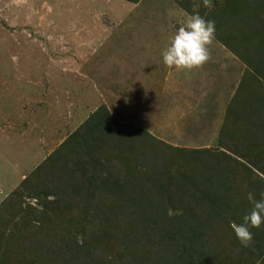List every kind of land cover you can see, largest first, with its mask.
I'll use <instances>...</instances> for the list:
<instances>
[{"label": "rangeland", "instance_id": "rangeland-1", "mask_svg": "<svg viewBox=\"0 0 264 264\" xmlns=\"http://www.w3.org/2000/svg\"><path fill=\"white\" fill-rule=\"evenodd\" d=\"M185 3L188 2L0 0V231L6 227L2 237L8 233L15 234L11 238L16 242L19 240V254H26L28 248H33L32 255L25 256L31 260L29 264H62L60 226L62 230L65 226L72 229L80 227L81 240L90 242V251L92 246H99L94 251L103 258H110L112 261L109 264H172L173 258L161 260L153 254L156 250L165 251L170 242L168 238L159 237L160 231L161 234L169 233L172 243L180 249L190 247L186 252L197 260L195 264H264V225L251 229L253 239L247 247L240 245L230 227L232 221L240 223L251 210L246 193L252 191L259 199L264 192V171L256 170L260 159L257 157L264 159L263 155L258 156L257 149L264 146L255 144L254 156L244 147L242 151L247 155L239 147L232 146L238 153L229 148L236 131L225 133L227 118L217 116L216 109L231 88L227 85L231 78L246 68L238 56L215 40L208 59L212 67L208 85L196 87L199 85L195 80L192 86L188 85L190 94L182 98L189 102L192 110L181 112L184 116L175 123V134L172 132L176 109L171 106L176 90L172 83L163 81L165 76H169L167 71L170 67L163 63L161 53L189 16L181 6ZM230 28L243 41L249 42L241 25L238 32L236 26ZM257 28L261 29L259 34L264 32L261 26ZM247 45L251 46L249 50H252L250 54L253 58L263 57L264 43L253 41L250 46ZM249 75L250 72H247L246 77ZM236 93L231 97L232 104L242 99L236 97ZM180 100L181 97L176 98V102ZM243 106V109H253L251 103L248 106L244 103ZM101 107L106 109V112L103 110L104 119L109 116L117 122L142 129H146V124L151 121L146 117L147 113L152 118H160L153 121L152 131L148 130L164 145L163 153L155 164L143 156L138 162L128 161L124 156L116 157L113 149V156L108 157L107 153L114 146L107 143V146H93L89 161H78L83 151L72 149L81 140L70 134ZM98 112L99 115L104 113ZM249 114L250 111L245 116H254ZM157 124L165 137L156 135L154 126ZM245 127V136L240 137L242 146L251 143L248 138L262 128L258 125L256 130L251 131L252 126ZM261 140L264 136L259 137L258 142ZM168 143L189 151H204L202 154L207 149L209 154L223 151L234 160L224 173L225 177L214 169L220 164L223 167L224 161L210 160L214 166L209 173L214 174V179H198L199 172L207 170V166L203 165L205 157L201 158L200 169H191L183 161L180 165L175 158L177 152L167 148ZM170 157L175 160V164L171 165L172 176L168 178L161 169L160 176L150 179L149 173L160 169L163 160ZM57 159H61L60 162ZM44 160L50 164L54 162L57 169L62 165L67 168L74 166L70 178L72 185H78L84 178L85 186L81 187V194L71 193L70 190L62 194L57 213L48 220L52 228L40 237L32 228V225L38 224L33 214H29L28 224L22 227L18 223L19 216L11 218L10 213L17 206L13 202L18 199L21 186H24L20 184L21 180L28 176L32 179V171ZM65 160L68 163L65 164ZM240 163L251 168L246 169ZM128 165H135V168ZM125 167L132 169V174L125 173ZM55 168H51L52 173H55ZM98 170L115 188H120L118 193L122 192L117 196L106 193L104 189L93 192L100 198L102 206L110 207L117 213L115 222L111 218L110 222H101L96 217L95 205L85 209L77 201L91 195L92 185L86 184V178ZM248 178L253 179L251 184ZM128 180H133L134 188L151 186V193L140 196L129 185L126 188L118 183ZM98 184L103 187L101 182ZM208 184H213L209 192L206 190L210 188ZM28 192V189L23 190L19 198L25 209L27 206L41 209L46 204L49 209V201L55 199V193L49 194L42 202ZM134 197L141 198V204L137 200L132 205ZM142 197H150L153 201L155 198L162 212H156L155 203ZM178 210L180 214H176ZM120 212L123 217L119 216ZM113 227L126 231L127 240L133 241L127 251H123L121 236L113 234ZM114 236L118 240L112 238ZM137 239L140 242L136 243ZM158 240L162 243L157 244ZM34 246L40 247L43 253L37 256ZM198 253L207 255V260H199ZM78 263L82 264V261Z\"/></svg>", "mask_w": 264, "mask_h": 264}, {"label": "trees", "instance_id": "trees-1", "mask_svg": "<svg viewBox=\"0 0 264 264\" xmlns=\"http://www.w3.org/2000/svg\"><path fill=\"white\" fill-rule=\"evenodd\" d=\"M128 1L137 2L138 0H128ZM185 1H187L188 3L181 4V6L185 8L184 10L188 14L199 12L206 19L215 21V28H216L215 39L218 40L220 43H222L230 51H232L236 56H238V58L242 60V62L250 72L251 84L248 85L247 84L248 82H246V80H243L240 83L239 89L244 88L245 91L244 95L247 97L248 103L252 104L253 109L240 110L236 112V116L240 118L242 117V119H244L245 115L249 111L251 113L249 114V116L250 115L256 116L259 113L262 114V111L264 110V84H262V82L260 81L261 79L264 81V53L262 58L255 59L250 54L252 50L250 51L249 49L251 47L250 44L253 41H255L257 44L264 43V32L262 34H259L258 30L261 29L257 28L258 26H261V28H263L264 30V14L262 13L264 10V0H208L207 3H205V0H200L199 3H194L190 0H185ZM239 25H241V27L245 29L244 36L245 39L249 40L248 43L243 41L242 38L238 37L230 28L232 26H236L238 32ZM247 44H249L250 47H248ZM254 81H255V85L251 86ZM248 88H250V90H248ZM103 110L106 112V109L104 107H101L97 111H94L82 123V126L80 128L75 129L74 132L70 134L71 137H74L75 135L81 140V142L77 143L76 146H74V148L72 149V150L80 149L83 151V153L80 154L81 156H78V161L79 162H85V160L89 161V159L92 157L91 153L93 146H96L97 144H99V146L100 145L104 146L107 143L110 144L111 146H114L113 148H110L109 150L110 153H107L109 154L108 157L113 156L112 153V149H113L115 150L114 156L116 157L124 156L128 159V161L138 162L139 158L143 156L144 158H147L150 161V163L152 162L155 164V161L158 160V156L163 153L162 148H164V145L162 141L153 134H151L147 129H142L135 127L133 125H126L122 122H117L116 120L112 119L109 116L106 119H104L105 112ZM98 111H102L104 113L99 115ZM240 134L243 137L245 136L244 135L245 132L243 129H241V131L239 132H236V136H238L239 138H240ZM248 140H251V143H255V139L253 136L249 137ZM230 145L231 146H229V148L233 153H238V150L233 148L232 146L236 148L239 147L241 151H242V147H244L246 151L249 152L250 155L254 156V154L252 153L254 147L253 144H251V147L248 144L242 146L240 145L239 140L236 138L230 140ZM167 148L175 150L177 152L175 158L177 159V162L179 164L181 161H183L186 163L185 165H188L191 169L193 167L200 169V167L198 166L202 164L201 158L205 157V162H203V165L207 166L206 167L207 170L204 172L203 171L199 172V175H197L196 177L198 179H205L207 181H212L214 179L213 178L214 174L209 173V170L213 171L212 166H214L210 160L216 159L218 160V163L224 161L225 165L223 167H221V164L220 166L217 165L214 167V169L217 170L220 175L222 174L223 177L226 176L224 173L230 169L231 161L234 160L233 157L227 155V153L223 151H219V152L217 151V153L209 154L207 149L205 153L202 154V152L204 151L195 150V149L189 151L187 150V148L185 149L183 147H178L175 145H171L169 143ZM187 151H189V153ZM257 151L259 153L258 156L264 155V147L262 149H257ZM65 152L68 154L67 151ZM209 155H210V159L208 158ZM49 158L51 159V157ZM257 158L259 159L261 157H257ZM45 160L42 163H40V165L35 170L32 171V179L28 176V178L26 177L25 179L21 180L20 184L24 186H21L22 187L21 192H19L20 196L18 195V199H16L13 202L17 206L10 213L11 218H15L16 216H19L18 223L22 227L28 224L29 214L30 215L33 214V216L35 217L34 219H38L37 220L38 224L36 226L32 225V228L34 227V231L39 233L40 237L43 235L44 231H47V229L52 228L51 221L48 220L49 217L57 213L62 200V194L64 192H67V190H70L71 193L76 192L81 194L82 192L81 187L85 186L84 178L78 185H74V186L72 185V181L70 178L73 175V170L75 169L74 166H72L71 168H67L65 165H62L61 168L57 169V167L55 168L54 162L50 164L49 161H45ZM60 160L61 159H57L56 161L60 162ZM98 160L100 161V163H102L101 159ZM173 162L175 164V160L173 159V157H170L169 159H164L162 164L159 165L160 169L150 172L149 173L150 176L148 177L151 179L153 176L154 178L160 176L159 171L162 169L163 173H165L167 177L170 178V176H172L171 165ZM66 163H68L67 160H65V164ZM240 164L243 165L246 169H248L249 167V165H245L244 163H240ZM128 166L135 168V165L133 166L128 165ZM51 168H55V173H52L53 169ZM90 168L91 165L88 166V169ZM125 169L127 170L125 171V173L132 174L131 172L132 169L128 167H125ZM94 170L96 171L95 168ZM256 170L264 171V160L259 161ZM56 180H57V186L54 187ZM86 180H87L86 184L90 183V185H92L89 191L91 195L84 198L81 197L78 198V200L77 199L76 200L78 202L80 201L81 205H83L85 209H87L89 206L95 205L94 211L96 213V217H98L101 220V222L103 223H105V221L110 222L109 218H111L115 222V219H118L117 213H114L112 211V208L110 207H105L104 205L102 206L100 204V200H99L100 198L96 197L97 195L94 194L93 192H95L96 190H99V192H101L104 189L106 193L109 194L111 193L112 195L117 196V194L122 193V192L120 193L117 192L120 188H115L114 184L109 182L106 176L102 172L100 173V170H98L91 177L86 178ZM252 180L253 179L249 180L248 178L250 184ZM99 182L103 184V187L98 184ZM118 183H120V186L126 188H128L127 186L129 185L130 189L136 191V193L139 194L140 196L143 193L144 195L151 193L150 191L151 186L147 187L146 185H143L141 187L134 188L133 180L132 181L128 180L126 182L120 181ZM208 185L210 188L206 190H208L209 192L210 189L213 187V184H208ZM26 189L29 190L28 194H32V196L36 195L38 198H40V201L42 202L44 200H47V196L49 194L53 195L55 193V195L53 196V198L55 197V199L49 201V203H51L49 209L45 207L47 204L43 205L44 208L42 207L41 209H36L31 206H27V208L25 209L21 204L22 200L19 198L22 197L23 190ZM142 199L154 203L156 201L155 198L153 201L150 199V197H142ZM137 200L141 204V198L137 199V197H134L132 199L131 204L133 205ZM173 200L175 201L176 199ZM155 205L157 206L156 212L161 213L162 208L159 207L158 203H155ZM119 216L123 217L124 215L122 214V212H120ZM164 221H166V227H167V220L165 219ZM126 224L127 223H125L124 225ZM188 225L190 224L188 223ZM5 228L0 231V246H2L0 250L1 253L0 264H27V263L29 264L31 260L26 259L25 256L26 255L31 256L33 253V248L32 247L30 249L28 248L26 254L24 253L19 254L18 250H19V246H21L19 245V240L16 242L11 238L15 234L8 233L6 237H2V235L5 233ZM70 228L71 227L65 226L63 227L62 230L60 226V232L62 233L60 239L61 240L60 247L61 250H63L61 253L63 258L62 264H79L78 261L79 262L82 261V264H109L112 261L110 258L106 259L101 257L96 253L97 251H94L99 246L96 247L92 246V251H90L91 249L90 242H86V241L83 242L81 240V237L79 236L80 234H82V230L80 227L76 226V229H72V228L70 229ZM118 228L113 227V234L117 233L118 235L121 236L120 243L122 244L123 251H127L129 247H132L133 241H131V239L127 240L126 231L118 230ZM101 233H102V229L101 232L98 233L99 237ZM159 237H163V239L164 237L168 238L170 242L165 247V251L163 252H161L162 250L154 251L153 254L155 257H158L161 260L173 258L172 264H195L194 262L197 260L193 258L192 254H187L186 252V250L190 249V247H188L186 250L180 249L177 245L172 243L173 240H171V235L169 233L161 234L160 231ZM33 238L36 239V237H32V239ZM112 238L117 239L116 236ZM254 238L256 239V237ZM158 241L159 242L157 244L162 243L160 240ZM135 242L136 243L140 242V239H137V241L135 240ZM173 245H175V247ZM34 249L37 250V256H39L42 249L38 246H34ZM100 252H102V250ZM198 256H199V260H202L204 258L205 261L207 260V255H205L204 253H198ZM113 264H118V263H113Z\"/></svg>", "mask_w": 264, "mask_h": 264}, {"label": "clouds", "instance_id": "clouds-1", "mask_svg": "<svg viewBox=\"0 0 264 264\" xmlns=\"http://www.w3.org/2000/svg\"><path fill=\"white\" fill-rule=\"evenodd\" d=\"M208 0H205L207 3ZM215 21L206 19L199 12L189 14L187 20L175 31L167 46L162 50V61L168 67L192 71L201 67L209 58V45L215 39ZM251 204L240 223L232 221L230 227L240 245L247 247L253 239L252 228L264 225V192L257 199L254 192L246 193ZM176 214H180L178 210Z\"/></svg>", "mask_w": 264, "mask_h": 264}, {"label": "crops", "instance_id": "crops-1", "mask_svg": "<svg viewBox=\"0 0 264 264\" xmlns=\"http://www.w3.org/2000/svg\"><path fill=\"white\" fill-rule=\"evenodd\" d=\"M214 40L217 43H220L218 40H216V39H214ZM212 44H210L208 46L210 51H211ZM220 44H221L222 47H225L222 43H220ZM207 67H208V70H206ZM245 68H244L245 71L243 70L244 72L241 71V74L239 72V74L235 75L233 78H231V81L227 84L228 87L231 85L230 86L231 88H230V90L227 91L226 98L223 96V99L220 100V105H219L218 109H216V115L221 117L222 119L227 118V121H228V125L227 126L228 127H227V131L225 132L226 134L229 131L232 132L233 130H235L236 132H239V131H241V129H243L244 132H245V130H246L245 126H252L253 129L251 131H253V130H256L258 128V125H261L262 128L260 130L256 131L255 136H253L254 139H255V143H247V144L248 145L261 144L262 146H264V140H261V141L258 142L259 137L264 136V118H263L264 110L262 111V114L259 113V114H257L256 116H253V117L245 116L246 117L245 119H242V118L236 116V112H238L240 110H245V109H243V107H244L243 104L244 103H246V106H248L247 97L244 95V92H245L244 88L239 89L240 83L243 80H246V82H248L247 83L248 85L251 84L250 75L248 77H246L247 72H249V71H248L246 66H245ZM167 73H168L167 75H169V76H165L164 77L165 80L163 79V81L166 83V80H167L170 83H172V85L174 86V90H176L175 95H174L175 99L173 100L174 103H172L173 106H171L172 108L174 107L176 109V111H175L176 112V116H174L175 117L174 118V125H172L173 126L172 132H174V134H175V130H174L175 127H176L175 123L178 120L182 119L183 116H184V115H182L181 112L182 111H188V113H189L192 110L189 102L187 100H185L184 98H182V97L188 96L190 94L188 92V85L192 86V84L194 83L193 82L194 80L196 81V85H199V86H196V87H201V85H208V80L207 79H208V77H210L212 75V67H211V64L209 65V62L207 60L201 67H199L198 69H194L192 71H184V70L176 69L174 67H170V69H169V71H167ZM198 81H201V82L199 83ZM260 82H262V84H264V81L262 79H261ZM253 85H255V81L252 83L251 86H253ZM191 90L196 92V90H193V89H191ZM248 90H250V88H248ZM236 91H237V93H236ZM235 93L237 94L236 97L239 96L242 99L235 100V101H233V104H232L231 103V100H232L231 97ZM177 97L178 98L181 97V100L178 101V102H176V98ZM231 104H232V106H231ZM230 106H231V108H230ZM188 116H189V114H188ZM146 117L148 119H150L151 121L149 122V125L146 124L145 127H146L147 130H149L151 132L152 131L151 130L152 129L151 125H152L153 121H155V119H160V118H158V117L152 118L149 115V113L146 114ZM210 124L211 123L209 121V125ZM154 129H155V132H156L157 136L165 137L164 136V132L162 131L161 126H159V124L154 126ZM224 130L222 131V134L224 133ZM260 133L262 135L261 136H257ZM240 137H241V134H240ZM236 138L240 142V138L238 136H235L234 139H236ZM186 141H187V139H186ZM178 142L180 143V141H178ZM263 157H264V155H263ZM262 160H264V159H262V158L259 159V161H262Z\"/></svg>", "mask_w": 264, "mask_h": 264}]
</instances>
